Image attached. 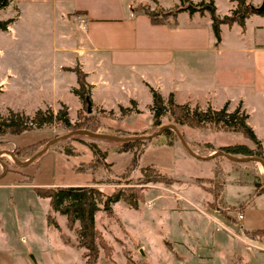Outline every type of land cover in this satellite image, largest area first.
Listing matches in <instances>:
<instances>
[{
  "label": "rangeland",
  "instance_id": "374dc122",
  "mask_svg": "<svg viewBox=\"0 0 264 264\" xmlns=\"http://www.w3.org/2000/svg\"><path fill=\"white\" fill-rule=\"evenodd\" d=\"M157 1L163 10L172 11L179 7L178 0H148V8L159 7ZM185 1L192 4L212 2L218 18L229 16L235 7V3L228 0ZM247 1L258 9L263 0ZM9 10L10 7L0 11V20L15 15L13 9ZM72 23L76 27V23ZM237 29L231 30L233 35L227 38L226 46H235L233 40L238 34ZM55 38V29L48 20L37 19L30 11H24L22 17L6 32H0V115L6 116L7 111H12L31 117L33 111L41 108L50 97L51 83L55 80L53 70L61 56L53 48L54 44L60 43ZM134 108L138 110L137 113L126 117L116 111L113 113L114 119H100V128L95 133L105 135L111 130L108 128L116 127L118 122L123 124V128L148 131L149 123L146 121L147 116L150 118L149 111L145 107ZM47 109L55 113L60 106ZM85 110L83 105H74L67 112L69 121L76 123L78 114L84 115ZM89 110L90 114L99 117L97 107L89 106ZM174 127L184 142L190 144L188 148L200 157L219 153L203 148L205 144L210 145L212 150L237 144L252 147L239 135ZM171 131L174 133V130ZM69 133L51 124L19 136L0 139V173L4 170L7 172L6 176L0 178V264H85L83 250L76 246L74 230L77 223L73 230L68 229L65 219L50 212L47 200L40 199L33 191L34 188L66 187L62 185L66 178L54 173L51 151L58 152V146L64 145L71 136L67 139L62 137ZM75 136L90 138L88 134ZM106 136L112 135L109 133ZM158 140V145L164 142L162 136ZM49 142L52 144L46 151L28 166L19 167L11 158L16 148L39 143L38 152ZM68 145L81 146L73 141H69ZM172 149L176 174L168 178L179 181L178 185L142 186L143 199L137 203L135 210L119 201L112 205L109 217L101 210L96 213L94 227L109 250L107 257L99 251L95 264H264V235L245 234L240 221L235 220L240 204H245L241 207L253 204L258 210L264 206L259 201L252 203L254 179L264 183L261 163L251 162L249 166H243L223 157L214 158L219 159L216 164L222 172L224 184L222 203L217 206L218 210H211L207 208L211 197L202 192L193 179L214 182L215 162L194 160L177 139L173 141ZM95 177L99 182L97 189L105 193L114 188L108 185L107 179H118L105 172ZM137 179L139 174L134 170L126 184L131 186ZM223 209H228L225 213L232 220L228 221L222 216ZM48 215L56 224V229L47 222Z\"/></svg>",
  "mask_w": 264,
  "mask_h": 264
},
{
  "label": "crops",
  "instance_id": "0c3cea01",
  "mask_svg": "<svg viewBox=\"0 0 264 264\" xmlns=\"http://www.w3.org/2000/svg\"><path fill=\"white\" fill-rule=\"evenodd\" d=\"M138 5L150 6V2L12 0L4 9L10 7L15 12L14 16L8 14L11 16L7 19L12 20L10 25L21 18L24 11H30L37 19L48 20L55 29V41L60 42L53 47L61 56L53 70L55 80L51 83L50 97L33 113L55 105L64 106L67 113L74 105H82L73 94L77 89L75 75L65 71L78 68L89 87L90 106L97 107L98 111L114 113L119 108L129 109L130 105L147 109L151 104V90L158 93L164 103L171 96L175 104L190 109L218 111L225 107L228 113L239 109L264 154V18L248 16L243 30L236 24L221 25L216 44L208 15L180 12L165 25L153 26L146 16L134 11ZM75 17L84 18L86 24L82 31L73 25ZM234 28H238L233 40L235 46H226ZM132 114L135 113L124 117ZM146 122L150 126L149 116ZM122 125L118 122L116 127L108 129L128 133L146 131ZM109 133L110 130L105 135ZM158 137L151 140L139 156L137 168L149 166L171 177L175 173L174 151L165 145V140L158 145ZM71 146L76 153L73 157L51 151L54 173L66 178L62 183L66 187L90 186V175L72 172L73 167L90 161V153L82 145L80 148ZM130 159V154H115L112 150L106 155L114 176L124 171ZM6 174L4 170L0 178ZM252 198V203L264 204V193ZM260 207L258 210L248 204L237 212L242 216V230L264 231V206Z\"/></svg>",
  "mask_w": 264,
  "mask_h": 264
},
{
  "label": "trees",
  "instance_id": "16d2710c",
  "mask_svg": "<svg viewBox=\"0 0 264 264\" xmlns=\"http://www.w3.org/2000/svg\"><path fill=\"white\" fill-rule=\"evenodd\" d=\"M179 7L174 10H163L159 7L149 9L146 5H138L134 11L140 12L146 16L150 24L153 26L165 25L166 21L170 18L173 20L175 15L180 12H185L188 15L197 13L201 15L206 12L210 19V30L215 39V43L219 42V27L221 25L231 27L236 24L241 30L244 28V20L251 15H258L264 18V10L259 11L252 7L247 0H228V2H234L235 7L231 11L229 16H223L218 18L215 15V9L212 2L192 4L185 0H178ZM12 0H0V11H3ZM11 19L0 20V32L6 31L7 27L11 24ZM65 71H71L75 75L77 89L73 90V94L76 95L81 101L82 105L86 107L89 102V87L85 83V77L78 68L66 69ZM151 93V104L147 110L150 113V126L148 131L142 133H128L120 130H110L112 136L133 138L144 136L145 134L152 133L159 128L165 126L164 124H172L176 127L185 126L193 130H209L218 133H228L239 135L242 139L248 141L251 148L242 145H229L212 150L210 145H202L203 148L210 152H221L230 156H238L242 158L252 157L261 160L264 163V154L255 139L252 131L245 124V116L235 109L228 113L225 107L218 111L206 108L205 110L190 109L185 105H177L173 102L171 96H169L164 103L155 91ZM120 116L127 115L129 113H137L134 106L131 108H119ZM98 118L94 115L87 113L85 110L84 115L77 117L76 123H71L67 117L66 108L61 106L60 109L53 113L49 109L37 110L31 117L24 116L20 113L7 111L6 116L0 115V139L6 136H19L20 134L32 129H40L42 127L55 124L60 126L62 130L66 132H74L77 130H87L90 132H97L100 128L99 119H114L112 112L103 113L98 111ZM165 140L167 147H173V141L177 139L176 135L169 129H165L160 135ZM157 136V137H158ZM153 139H156L153 138ZM152 139L143 141H127L117 142L111 140H100L96 138L83 139L75 135L71 136L64 145H60L58 153L65 157H73L76 155L71 145H68L69 141L77 142L84 146L90 153L91 159L89 162L79 164L77 167L72 168V172L75 174H87L92 178V184L85 187H44L34 188V193L43 200H47L48 208L50 212L63 217L68 229L73 230L74 224L77 223V229L74 230L76 235L77 248L83 250L82 258L85 260V264H95L99 251H102L107 257L108 248L106 247L101 235L96 231L94 227V216L100 210L106 215H111V207L117 202H122L130 209H136L137 203L141 202L143 196L141 192L144 190L142 186L148 184H163L167 187L172 184H179V181L168 178L161 175L156 170L149 166L143 168H137V160L143 151L148 147ZM186 145H190L185 142ZM39 143L31 144L21 148H16L12 151V157L15 159H30L35 152L40 148ZM112 150L115 154H130L131 159L128 166L119 176H114L110 171V164L106 162L107 152ZM36 158L32 163H34ZM215 162L216 171L214 172L215 181L206 180L202 178L193 179L198 185L200 190L211 197V202L207 203V208L211 210H218L217 207L222 203L221 194L223 188V177L219 166L216 161L219 159H211ZM251 162L241 163L243 166H249ZM137 170L139 179L129 186L126 184L127 179L131 173ZM100 172H105L107 175L115 180H108V185H112L114 188L111 192L105 193L97 189V182L95 176ZM7 173V172H6ZM207 184V186H206ZM253 196H257L264 193V183H259L254 179L252 183ZM241 205L239 206L240 210ZM228 209H223L219 212L222 216L230 221V217H227ZM226 212V213H225ZM47 222L55 229L56 224L48 215ZM249 236L251 235H264V231H244Z\"/></svg>",
  "mask_w": 264,
  "mask_h": 264
},
{
  "label": "water",
  "instance_id": "95a60500",
  "mask_svg": "<svg viewBox=\"0 0 264 264\" xmlns=\"http://www.w3.org/2000/svg\"><path fill=\"white\" fill-rule=\"evenodd\" d=\"M259 11L264 10V0L261 3V6L257 9ZM86 110L87 113H90L89 110V105H86ZM165 129H169V130H174V133L177 137L178 142L180 143L181 147L186 151V153L191 156L192 158L198 160V161H208L211 160L213 158L216 157H223L225 159L237 162V163H245V162H253V163H261L264 166V163L257 159V158H252V157H247V158H234L230 155H226L223 154L221 152L216 153V154H211L205 158L202 157H198L196 156L194 153H192V151L188 148V146L186 145V143L184 142V140L182 139V137L180 136V134L177 132V129L172 126V125H168V126H163L161 128H159L158 130H156L152 135H148V136H140V137H133V138H123V137H113V136H106V135H98L96 133L87 131V130H77L74 132H71L65 136H63V139H67L69 136H73V135H81L84 136L86 134H88V136H90V138H96V139H100V140H111V141H117V142H127V141H134V140H138V141H143V140H150L153 139L155 137H157L158 135L161 134V132ZM52 144V142L47 143L42 149H40L38 152H36L29 160L25 161V162H20L17 159H15L14 157L11 158L13 159V162L18 165L19 167H25L29 164H31L36 158H38L42 153H44L46 151V149L49 147V145ZM4 168H6V165H4Z\"/></svg>",
  "mask_w": 264,
  "mask_h": 264
},
{
  "label": "built area",
  "instance_id": "2783aa9c",
  "mask_svg": "<svg viewBox=\"0 0 264 264\" xmlns=\"http://www.w3.org/2000/svg\"><path fill=\"white\" fill-rule=\"evenodd\" d=\"M75 22H76V27L78 30L82 31L85 27V20L82 17H75ZM236 221H241L242 220V216L240 214L236 215L235 218Z\"/></svg>",
  "mask_w": 264,
  "mask_h": 264
},
{
  "label": "bare ground",
  "instance_id": "6f19581e",
  "mask_svg": "<svg viewBox=\"0 0 264 264\" xmlns=\"http://www.w3.org/2000/svg\"><path fill=\"white\" fill-rule=\"evenodd\" d=\"M262 166H263V164H261ZM262 169H264V166H263V168Z\"/></svg>",
  "mask_w": 264,
  "mask_h": 264
}]
</instances>
